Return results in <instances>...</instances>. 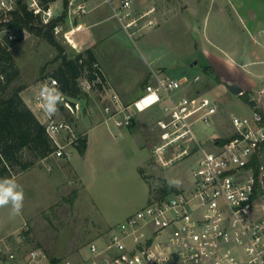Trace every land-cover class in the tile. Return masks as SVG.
<instances>
[{
    "label": "built area",
    "instance_id": "obj_1",
    "mask_svg": "<svg viewBox=\"0 0 264 264\" xmlns=\"http://www.w3.org/2000/svg\"><path fill=\"white\" fill-rule=\"evenodd\" d=\"M103 3L131 38L157 25L152 18L156 9L142 13L136 0ZM21 7L53 34L61 33L69 22L72 28L65 38L70 44L69 35L81 32L83 27L74 26L75 21L92 9L89 0H0V41L17 39L11 23ZM95 67L103 71L99 63ZM154 76L155 82L147 84L131 103L114 95L113 103L105 107L106 122L130 128L137 113L162 104L165 116L156 123L161 142L154 148V155L163 167H168L179 158L199 154L191 184L151 200L125 218L101 243L91 242L90 264H264V98L255 101L250 113L232 115L233 134L228 142H217L208 149L199 140L194 125H211L220 105L197 89L203 78L196 75L175 79L155 71ZM53 80L58 82L48 77L40 84L52 86ZM98 84H102L98 73L94 82L79 80L84 93L94 91ZM57 87L61 92L59 82ZM39 95L37 103L56 146L51 156L71 160L72 149H77L86 134L78 132L71 119L58 117L57 113L49 117L41 108ZM67 98L62 93V105L78 114L80 102L76 101L75 112ZM27 226L25 222L24 231ZM22 238L23 233L0 239V264H42L49 260L40 247L25 248Z\"/></svg>",
    "mask_w": 264,
    "mask_h": 264
},
{
    "label": "rangeland",
    "instance_id": "obj_2",
    "mask_svg": "<svg viewBox=\"0 0 264 264\" xmlns=\"http://www.w3.org/2000/svg\"><path fill=\"white\" fill-rule=\"evenodd\" d=\"M89 1L92 9L82 21L107 18L105 22L92 26L91 31L97 38L94 50L98 63L108 75L109 84L106 87L110 88V93L125 84L132 87L129 96L134 99L142 93L147 80L155 82L154 71L175 79L200 75L205 78L200 91L216 100L220 108H224L230 116L247 114L245 109L249 106L243 99L230 101L226 96L222 97L219 92L224 87L205 76L204 60L194 47L195 40L201 35L197 34L195 26L188 28L180 0H136L137 9L142 13L156 9L152 18L156 19L157 25L145 29L143 35L136 33L132 38L118 19L112 17V10L103 0ZM81 18L75 21L74 26L80 23ZM71 28L67 22L61 33L54 34L68 58H74L79 54L77 49L82 51L88 45L87 41L79 39V30L69 35L71 45L65 38V33ZM11 53L20 69V76L11 84L9 92L15 87L26 86L28 93L35 95L41 89L40 83L61 64L58 50L47 38L31 32H27L25 39L11 48ZM197 60L199 64L194 65ZM210 68L215 72L212 66ZM84 99L80 101L78 114H73L64 106V111L58 110L57 115L73 120L78 132L88 131L91 142L87 155L86 152L81 154L78 148L72 149L70 166L73 170L66 164L69 160L50 155L44 159L45 162L38 161L28 174L17 172L13 178L24 191L22 213L13 216L10 206L0 207V239L23 233L25 248L40 247L45 251L49 260L42 264H50L49 261L54 264L53 259L56 264H90L88 246L91 242L101 243L127 216L151 200L165 196L164 181L173 187V191L177 187L187 188L197 164L199 154L194 152L163 167L151 149H144L147 141L142 124L148 127L156 125L158 119L165 116L163 109H155L150 116L138 122L130 135L128 128H118L113 123L99 124L101 120L91 115L93 108ZM106 103H99L97 111ZM158 106L163 107L162 104ZM230 116L225 115L229 132L225 135L226 139L233 134ZM194 129L208 149H213L220 140L211 138L214 124L197 122ZM155 141L160 144V137ZM168 152H172V148ZM22 159H31L29 151L23 152ZM141 159L148 160L142 167ZM57 162L61 164L58 166ZM173 191L169 193L173 194ZM25 222L27 231L23 229Z\"/></svg>",
    "mask_w": 264,
    "mask_h": 264
},
{
    "label": "crops",
    "instance_id": "obj_3",
    "mask_svg": "<svg viewBox=\"0 0 264 264\" xmlns=\"http://www.w3.org/2000/svg\"><path fill=\"white\" fill-rule=\"evenodd\" d=\"M179 2L183 8L182 13L185 15L184 18L188 23V28L190 26H195L197 34L201 35L197 38V40H195L194 47L197 49L198 55H200L204 60V69L212 66L215 73L222 81V83L217 84L224 87L222 91L220 90L219 94L222 97L226 96V99L230 101H234L237 98L243 99L249 106V108L245 109L246 113H250L253 108L252 102L263 100L264 98V0H180ZM85 16L86 15L79 19V25L83 26L82 28H84V30L78 32V37L81 41L88 42V45L84 48V50L91 48L95 52L94 49L97 44V38L91 31V27L105 22L107 18L82 21ZM77 50L79 52L84 51L79 49ZM96 57L99 59L97 55ZM196 64H199V60L194 63V65ZM102 69L108 85V75L105 73L103 66ZM184 77L194 76L185 75ZM150 83H153L151 79L147 80L145 82L144 89L146 85ZM226 83L238 84L241 88H243L244 94L238 96L234 95L227 88L225 85ZM202 84L203 83L199 84L197 89H199ZM107 87L105 85L104 89L100 91L101 93L94 90L93 92L86 93L87 96L84 97V102H87L91 109L93 108L91 115H93L97 120H101L99 124L107 123L105 107L113 103L112 98L114 95H118L124 103L128 104L133 102L142 94L141 93L132 99V97L129 96L131 94V86H125L124 84L114 93H110V88ZM39 92L32 95L28 93V89L26 88L21 95L27 105L44 124L45 117L40 111V106L36 99ZM184 93L191 95L193 94V91H186ZM81 100L83 101V98L78 101L80 102ZM91 102L93 103L91 104ZM103 102L107 103L104 108L100 109L98 112L96 108H100L99 103ZM155 109L160 110L163 109V107L158 106L144 113H137L135 115L134 124L132 127L128 128L129 130L127 133L131 135L130 132L132 131V128L136 127L138 122H142L147 116H150V113H152ZM225 115L230 116L224 108L219 107L218 114L213 118L212 124H214V132L211 135L212 139L215 137L217 139H226L225 135H228L229 132L227 131V125H225ZM111 123L113 122L110 121L107 124ZM230 126L233 128L232 123ZM157 129L156 125L148 127L142 124V132L147 141L144 149H151L152 153L154 152V148L159 143L155 141L160 137V131L157 133ZM80 133H85L87 137V155L91 140L88 131ZM140 148L142 149V147ZM141 160L142 163H140V167L144 166L148 162L146 159ZM60 162H57L58 166L61 164ZM66 164L71 167V160H69V163ZM30 169L23 172H27L28 174ZM179 189L182 188L177 187L176 191Z\"/></svg>",
    "mask_w": 264,
    "mask_h": 264
},
{
    "label": "trees",
    "instance_id": "obj_4",
    "mask_svg": "<svg viewBox=\"0 0 264 264\" xmlns=\"http://www.w3.org/2000/svg\"><path fill=\"white\" fill-rule=\"evenodd\" d=\"M11 27L17 35L14 41H0V178H13L17 172L34 167L38 161L52 155L56 146L49 137L46 126L43 124L22 97V92L27 88L18 86L9 92L11 84L20 76V69L11 53V48L25 39L27 32L41 35L49 41L59 52L61 59L59 68L50 77L56 78L60 90L68 98L81 99L87 96L80 86L79 80L86 79L94 82L96 73L101 76L102 84L95 90L102 91L107 84V79L102 70L95 67L98 59L93 49L88 48L79 52L74 58H68L64 48L59 44L50 31V36L45 34L34 15L21 7L15 14ZM213 83H222L217 74L209 67L204 69ZM59 105V104H58ZM63 112L64 106H58ZM229 139H220L219 144L228 142ZM88 146L87 137L80 140L78 150L85 154ZM31 154L30 160H23V152ZM16 172V173H15ZM173 191V187L164 181L163 194ZM53 259L52 263L56 264Z\"/></svg>",
    "mask_w": 264,
    "mask_h": 264
},
{
    "label": "clouds",
    "instance_id": "obj_5",
    "mask_svg": "<svg viewBox=\"0 0 264 264\" xmlns=\"http://www.w3.org/2000/svg\"><path fill=\"white\" fill-rule=\"evenodd\" d=\"M57 84L58 82L53 80L52 86L45 83L40 90L41 108L49 117L57 113L58 104L62 99V93ZM23 202L24 191L16 180L14 178H0V207L10 206L11 215L17 216L22 213Z\"/></svg>",
    "mask_w": 264,
    "mask_h": 264
},
{
    "label": "water",
    "instance_id": "obj_6",
    "mask_svg": "<svg viewBox=\"0 0 264 264\" xmlns=\"http://www.w3.org/2000/svg\"><path fill=\"white\" fill-rule=\"evenodd\" d=\"M45 34L49 37L50 36V30L46 29L45 30ZM227 86V88L234 94V95H243L244 94V90L243 88H241L238 84H225ZM67 103L73 108V110L75 112H77V102L67 98ZM253 105H256V102L253 101L252 102Z\"/></svg>",
    "mask_w": 264,
    "mask_h": 264
}]
</instances>
